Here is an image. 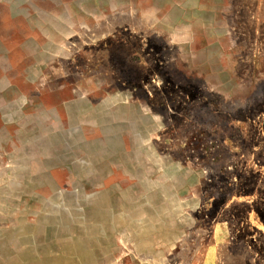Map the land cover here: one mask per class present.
<instances>
[{"label": "rangeland", "instance_id": "obj_1", "mask_svg": "<svg viewBox=\"0 0 264 264\" xmlns=\"http://www.w3.org/2000/svg\"><path fill=\"white\" fill-rule=\"evenodd\" d=\"M0 264H264V0H0Z\"/></svg>", "mask_w": 264, "mask_h": 264}]
</instances>
